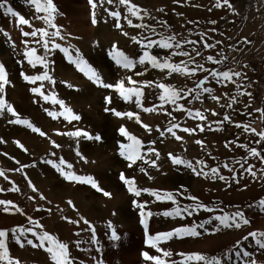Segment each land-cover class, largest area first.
<instances>
[{"label":"rangeland","instance_id":"obj_1","mask_svg":"<svg viewBox=\"0 0 264 264\" xmlns=\"http://www.w3.org/2000/svg\"><path fill=\"white\" fill-rule=\"evenodd\" d=\"M94 2L95 9L89 4V0H53L57 9L54 22L60 27L61 35L65 37L64 40L55 38L54 42L62 47L71 46L73 56L75 51L72 50L78 49L83 59L100 75L104 83L116 84L131 76L139 82H162L186 92L209 75V72L198 71L191 78L179 73L167 76L166 70L162 73L149 65H137L132 71H127L118 66L109 53L115 46L116 50L129 58L137 59L141 54L140 45L135 43L132 37L137 39L151 37L155 40L160 36H175L181 42L197 41L195 45L185 44L182 49L195 57V63L190 64V67H195L198 63L208 70L239 72L241 77H233L235 83H217L209 76V82L205 86L213 89L212 95L220 97L219 102L208 94H204L199 100L189 96L188 99L179 101L186 109L202 111L207 120L201 121L189 118L185 111H176L171 105L164 106L166 111L144 112L137 108L134 102H125L119 98L114 90L94 84L74 64L69 63L63 52L56 49L47 54L50 61L48 71L55 83L44 81L42 91L45 95L55 96L56 99L63 101L64 105L80 119L69 122L64 116H59L54 120L47 115L45 109L55 112L63 109L59 104H53L50 100L45 102L30 91L32 87H38L40 81L33 85L21 76L22 71L30 76L44 71L39 65L32 68L27 64L23 55L25 51L23 41H29V47L35 48L37 55L44 56L45 52L40 44L34 42V38L24 37L22 32H31L33 28L40 29L45 25L36 19L34 6L28 0H7V5L11 6L18 16L27 19L33 28L19 25L17 17L4 16L3 10H0V64L4 65L10 81L5 86L4 93L0 95H3L21 118L28 119L46 133V137H41L22 125L9 123L8 121L15 117L6 111L0 115V139L5 141L0 143V170L5 174L0 176V189L3 190L0 191V201L12 202L0 205V230H9L8 256L14 262L19 261V264H54L44 248H34L26 243L24 247H20L11 239L12 228L33 227L29 222L31 217L33 221H38L43 226L36 228V231H46L56 240L68 245L73 264H154L153 261L145 260L142 253L160 257L166 264L183 261L184 257L178 254H203L207 257L220 258L222 264H239L234 255L231 261L225 259L226 255H232L236 250L238 241L251 254L249 258L251 261L264 264V249L256 246L251 236L248 240L243 239L252 232L264 233V205L260 204L264 200V160L261 159L264 157V141L256 143L260 140L258 135L251 131L246 133L243 128L235 127L236 124H243L255 129L256 133L264 131V115L257 111L264 110V0H228V4H225L224 0L214 2L158 0L155 3L151 0H130L131 4L139 6L142 20L131 17L126 12V6L119 5V0H114L112 4L107 3V0H103V3L102 0ZM218 2L220 7L216 6ZM105 9L120 12L121 29L115 27V18L109 16ZM196 10L200 11L199 16L192 13ZM145 11L147 15H144ZM214 11H218L217 14L214 15L212 13ZM93 12L97 20L95 24L92 22ZM125 15H129L134 25L144 24L149 27H130L123 19ZM213 21L215 23H212ZM152 28L155 29V33L151 31ZM205 43L214 44L215 47L205 50ZM193 48L202 55L196 56ZM171 51L154 47L152 54L166 57ZM209 55L217 61L222 60L223 63L208 62L206 58ZM188 60V56L172 57L173 63ZM140 72L143 75H136ZM125 83L126 86H130L126 80ZM237 84L240 85V92L250 95H237ZM159 91L155 86L144 88L143 107L159 106L160 102L157 99ZM232 96L237 97V103L227 107ZM105 97L112 98L111 104L106 103ZM105 108L122 113L132 112L139 116L142 124L149 125L152 131H146L142 124L137 123L136 116L132 119L127 116L116 117L111 112H106ZM167 112H171V116L167 115ZM213 112L217 115H213ZM225 115L230 117L229 121H224ZM169 122L178 123L182 127L196 128V131L189 135L177 130V134L183 137L181 141L175 140L170 134L160 137L156 131L157 126L165 129ZM198 124L205 130L200 131L197 128ZM121 126L141 140L143 144L141 152L151 147L160 153V159L157 160L159 170L142 160L128 167L129 161L119 155V146L124 144L125 150L132 152L136 145L127 137L120 135ZM77 130L87 132L91 136L99 135L101 140L58 134ZM196 140L202 141V144H196ZM14 141H19L26 151L18 147ZM50 141H55L60 147L54 148ZM153 141L154 144L151 143ZM237 145L256 149L260 156H252L244 147ZM77 151L87 162L80 159ZM53 152L55 156L50 155ZM169 153L194 165L197 160H203L208 166L204 169L209 173L208 177L198 176L182 165L173 166L168 159ZM61 157L73 165L71 170L75 174L91 176L103 191L113 193L118 204L114 206L111 196H104L103 192L96 191L89 184L65 180L54 168L43 163L48 159L59 162ZM149 158L155 159V156L151 155ZM117 162H121V165L116 164ZM225 164L233 171H228V168L224 167ZM249 166H252L255 176L244 170ZM213 167L218 168L219 175L225 179L221 180L219 176L213 178V174L209 172ZM141 168H144L147 174L142 172ZM15 169L22 171H14ZM64 170L68 171L66 167ZM197 170L199 171V166ZM164 172L165 177H162ZM169 172L170 176H166ZM120 173H124L126 178L133 179L137 188L157 191L162 198L157 199L147 192H141L139 197L133 196L120 181ZM25 176L35 186L37 192L32 191ZM13 186L19 190L10 191ZM164 193H172L177 203L167 200ZM41 194L46 199H40ZM187 197L197 199L194 201ZM134 199L137 203L145 205L143 211L149 237L178 228L191 227L214 215L237 211L242 212L249 223L242 224L239 229L231 227L215 231L214 226L219 222L213 221L212 224L205 225L207 231L198 228L197 231L201 234L197 237L174 236L166 241L156 242V247H151L149 245L153 241L149 240L146 244L145 228L140 223L141 209L134 207L132 203ZM69 201L72 202L71 206ZM198 204L215 211L201 209L191 216L183 213V218L162 215L163 212L171 211L178 206L180 208L190 206L191 210ZM17 208L20 209L19 212ZM121 208L123 215L121 212L118 213ZM81 218L89 221L94 227L97 245L91 243L92 231H85L88 225L84 224ZM69 220L79 223H70ZM109 222L119 236L116 241L109 239L112 232L108 227ZM63 224L66 226L72 224L75 227H72L68 234L67 230L63 229ZM58 230L61 235L58 234ZM77 232L80 233L79 236L75 234ZM28 238L39 243L30 233ZM76 241H82L79 247ZM97 247L100 251H96ZM157 248L172 255L163 257ZM0 264L6 262L0 261ZM187 264L203 262L188 261Z\"/></svg>","mask_w":264,"mask_h":264},{"label":"snow or ice","instance_id":"obj_2","mask_svg":"<svg viewBox=\"0 0 264 264\" xmlns=\"http://www.w3.org/2000/svg\"><path fill=\"white\" fill-rule=\"evenodd\" d=\"M28 2L34 6V12L37 14L36 19L41 20L43 24L45 25L44 28L35 29L33 28V25L25 18L18 16V14L13 10L11 6L7 5V0H0V10H3L4 16L11 15L12 17H17V23L19 25H25L29 28H33L31 32L23 31L22 35L24 37H32L34 38V42L37 44H40L42 48L44 49L45 55L39 56L37 55V51L35 48L29 47V41L25 40L23 43L25 44V51L23 53L27 64L31 66L32 68H36L38 65L44 69V71L40 74L36 75H27L25 72H21L22 78L30 83L35 85L38 81H40V85L38 87H32L30 88V91L37 96H40L42 99L45 100V102H48L49 100L53 104H59L61 109L63 111L55 112L50 111L48 109H45L47 112V115L51 117L52 119H57L59 116H64L66 120L69 122L73 120H79L80 117L78 115H75L70 108H67L64 105L63 101H60L55 98V96H49L45 95L44 91L42 89L44 88V81H47L49 83H55L53 77L49 74L48 66L50 61L47 58V54L51 51H54L56 49H59L61 52L64 53L65 57L69 61V63H72L76 66V68L85 74L87 78L92 81L94 84L112 89L115 91V93L118 94L119 98L124 100L125 102H134L137 108H141L144 112H156V111H166L164 109L165 105H171L174 110L176 111H185L189 118L198 119L201 121L207 120V117L204 115V113L200 110H191L186 109L183 104H180L179 101L183 99H188L189 96H191L195 100H199L204 94L211 95V98L213 100H216L219 102L220 97L212 95L213 89L210 87H206L205 84L209 82V76L212 80H215L217 83H235L233 80V77H241V73L234 72L232 70L227 71H219L217 69L208 70L203 67V65L196 63L195 67H190V64L195 63V57L191 56L189 52L183 51V47L185 44H193L195 45L197 41H190V40H184V41H178L175 36H160L159 39H152L151 37H142L141 39H137L136 37H132V40L140 45V51L141 54L137 59H132L126 56L123 52L116 50L115 46H113V50L109 53V55L112 57L113 60H115L116 64L120 66L121 68L132 71L137 65H149L153 69H157L161 71L162 73L167 71V76H171L173 73H179L180 75L187 76L191 78L192 76H195L198 71H204L209 72L208 76H205L203 80H199L194 88H189L185 92L183 89H176L172 87L171 85H166L162 82H153V81H144L139 82L134 80L131 76L126 77L125 80L127 82L126 86L125 80H121L117 82L116 84H106L101 79L100 75L90 66L88 63L83 59V57L80 55L78 49H74L72 51H75V56L72 55V52L70 51V47H62L59 43H55V38H59L61 40H64L65 37L61 35V29L59 26L55 24V13L57 11L53 0H28ZM114 0H107V3L112 4ZM103 3V0H102ZM225 4H228V0H224ZM89 4L92 6L93 9L96 7V3L94 0H89ZM119 5L126 6V12L133 18H136L138 20H142L143 16L140 15V9L139 6L131 4L130 0H119ZM217 7H220V3L218 2ZM230 6V5H229ZM231 7V6H230ZM105 11H108V9H105ZM43 13V15H40ZM109 16L115 18V27L117 29H121L122 25L120 23L121 14L119 11H108ZM129 15H125L123 17L124 20L127 21L128 26L130 27H144L148 28V25L144 24H133L132 19L129 18ZM144 15H147V12H144ZM93 24L97 23V20L95 18V13L93 12ZM212 23H215L213 21ZM47 29H53V31H48ZM151 31L155 33V29L152 28ZM127 35V33H125ZM154 47H158L160 49H171L172 51L170 54L166 57H157L156 55L152 54V49ZM214 44H204L205 50L214 48ZM193 52L196 53V56L202 55L201 52L197 51L195 48L192 49ZM173 56H188V61H181L180 63H173L172 57ZM206 60L208 62L217 64V63H223V61H217L213 56L209 55ZM136 75H143L142 72L136 73ZM10 81L7 78V72L3 64H0V94L4 93L5 86L8 85ZM69 87H72V85H68ZM155 86L158 88L159 94L157 95V99L159 100V106H153L151 108H145L143 107V97L144 92L143 89L146 87H153ZM240 85L237 84V95H245L248 93H243L239 91ZM250 95V94H248ZM134 98V100H133ZM230 102L227 107H231L232 104L237 103V97L232 96L229 98ZM105 101L107 104H111L112 98L111 97H105ZM191 103V101H189ZM5 111L12 117H15V119H10L8 122L11 124H18L26 127L27 129L31 130L33 133L40 135L41 137H46V133L43 132L39 127L35 126L32 122H30L28 119L21 118L18 113L14 110V108L6 102L3 95H0V115H3ZM106 112H111L116 117H124L127 116L129 119H132L134 116H136V122L142 124V122L139 119V116L132 113H122L119 111H116L112 108H105ZM261 111L262 115H264V110H257ZM213 115H217V113L213 112ZM167 115L171 116V112H167ZM174 119V117H173ZM230 117L225 115L224 121H229ZM142 127L145 128L146 131L151 132L152 129L149 125L142 124ZM235 127L237 128H243L244 132L251 131L252 133L258 135L260 137V140L256 141V143H259L260 141H264V131L260 133H256L255 129H250L248 125L243 124H236ZM197 128H199L200 131H204V127L200 124L197 125ZM177 130L182 131L184 133H187L189 135H192L195 133L196 128H188V127H182L178 123L169 122L168 126L165 129H161L159 126H157L156 131L159 133L160 137H164L166 134H170L171 137H173L177 141L183 140V137L179 136L177 134ZM119 133L121 136L127 137L128 140L132 141L136 145V149L132 152H128L125 150L126 146L124 144H120V152L119 155L123 157L125 160L129 161L128 167H132L133 164H135L138 160H142L145 164L149 165L150 167H155L157 170H159V165L157 164V160L160 159V153L158 151H155V149L149 147L146 151L141 152L140 149L143 148V144L141 140L136 138L135 136L129 134L124 126H121L119 128ZM62 135H68L70 137H83L89 140H95L100 141L101 137L99 135L91 136L87 132H82L80 130H77L75 132H67V133H58ZM2 139H0V143H4ZM14 143L17 144L18 147H20L22 150L24 149V146L20 144L19 141H14ZM52 146L54 148H59L60 145L56 144L55 141H50ZM155 143V141L151 142ZM196 144H202V141L196 140ZM227 146V145H226ZM237 147H244L247 151H249L250 155L252 156H260V153L257 152L256 149H249L246 145H237ZM51 156H55V152L50 154ZM77 155L80 156V159L85 160V157H83L79 151H77ZM151 155L155 156V159H150L149 157ZM168 159L171 161V164L173 166L182 165L186 168H189L193 171L196 175H204L205 178L208 177V172H205L204 169L208 166L203 160H197L195 162V165L186 160L182 159L180 157L174 156L172 153L168 154ZM262 160H264V157H261ZM43 163L50 165L52 168L56 170L65 180H68L70 182H77L81 184H89L92 188H94L98 192H103V195L106 197H110L111 194L109 192L103 191L97 182L91 177V176H80L75 174L74 171L71 169L73 168V165L70 163H67L62 157L59 158V162H56L53 159L44 160ZM239 163V161H237ZM34 166V165H33ZM197 166H199V171L197 170ZM27 167V166H23ZM65 167L68 169V171H65ZM225 168H228V166L225 164ZM243 168V165H241ZM246 172L251 174L252 176H255L256 173L253 171L252 166H249L247 169H244ZM14 171H22V169H15ZM142 172H145L144 168H141ZM228 171H233V169L228 168ZM209 172L213 174V178L216 176H219V179L223 180L225 179L222 175H219V169L218 168H210ZM145 174H147L145 172ZM4 171L0 170V176H4ZM235 176V173H234ZM7 179V177H5ZM151 179V177H149ZM25 179L28 180L27 176H25ZM120 181L126 186L128 193L132 194L135 197H139L141 195V192H147L150 195L156 196L157 199H161V194L157 191L149 190V189H139L136 187L135 182L133 179L126 178L124 173H120L119 176ZM29 187L32 189L33 192H37L38 190L35 188V186L31 183L30 180H28ZM14 185V182H13ZM10 191H18L19 189L15 186L9 189ZM0 191H3L0 189ZM164 197L167 198V200L172 201L174 204L177 203L172 193H164ZM182 195V194H181ZM29 199H34V197H29ZM40 199H46L42 194L40 195ZM187 199L196 200V197H187ZM10 201H0V205H7L11 204ZM69 205H72V202H68ZM134 207L141 209V220L140 223L145 228V236H146V244L149 240L153 241L149 246L156 247V242L160 241H166L168 239H171L172 237L182 238L183 236H191V237H197L201 233L197 231V229H204L205 225L212 224L213 221H218L219 223L214 226L215 231H220L221 228H231L235 227L239 229L241 225H247L249 221L244 217V214L240 211L228 214L224 213L222 215H214L209 217L208 219L202 221L199 224H194L191 227H183L175 229L171 232L167 233H160L157 234L154 237L148 236L147 231V224L144 219L145 213L143 211L145 205L139 204L134 199L132 201ZM261 205H264V200L260 202ZM74 207V206H73ZM203 209L204 211L208 212H214V209L207 208V206H204L202 204H198L195 208H191L190 206H185L184 208H180L179 206L172 209L171 211H165L162 213L164 216H180L183 218V213H187V215L191 216L193 213H198L199 210ZM18 212L20 211L19 208L16 209ZM7 211V208L5 209ZM148 215H151V213H148ZM63 219H68L66 217H62ZM83 223L88 225L87 230L92 231L91 236V243L93 245H97L98 241L95 235V229L90 224L89 221L86 219H83ZM29 222L33 224L32 228H24L22 226H17L11 229L10 235L11 239L15 241L16 244H18L20 247H24L25 243L27 245H30L34 248H44L45 251H47L50 254L51 260L54 262V264H73L72 259L69 255V247L66 243H62L58 240H56L52 235L47 233L46 231L38 232L35 229L36 228H42L43 226L39 224L38 221H33L31 217H29ZM70 223H79V221H71ZM108 227L112 229L111 235L109 236V239L111 241H116L119 239V236L117 235L116 231L114 230L111 222L108 223ZM31 234L32 237H35L36 240L39 241V243H35L33 239L28 238V234ZM76 235H80L79 232L75 233ZM249 236H251L255 242V245L258 246L261 249H264V233H256L252 232L249 233L248 236L243 237L244 240H248ZM9 238V230H0V261L6 262V264H19V261H13L12 258L8 256V248H7V241ZM47 243V246H45ZM77 247L82 243V241H76ZM235 249L232 253V255H226L225 259L231 261L233 258V255L235 256V260L239 262V264H256L255 261H251L250 253L244 249L240 242H237V245L235 246ZM96 251H100L99 247L96 248ZM158 252H162L163 257H169L172 254L168 251H163L159 248H157ZM184 257V260L181 262L172 261V264H187L188 261H195V262H203V264H222V260L218 257H207L203 254H178ZM142 256L145 260L153 261L154 264H166L165 260L161 259L160 257H153L150 256L148 253H142ZM241 257L246 259H241Z\"/></svg>","mask_w":264,"mask_h":264},{"label":"bare ground","instance_id":"obj_3","mask_svg":"<svg viewBox=\"0 0 264 264\" xmlns=\"http://www.w3.org/2000/svg\"><path fill=\"white\" fill-rule=\"evenodd\" d=\"M204 1H205V0H204ZM210 1L214 2V0H210ZM151 2H152V3H155V2H158V0H151ZM193 3H194V2H193ZM199 3H200V5H202L201 2H199ZM217 10H218V9H217ZM190 11H191V10H190ZM199 12H200L199 10L192 11L193 14L196 13L197 15L199 14ZM217 12H218V11H216V12L214 11V12H212V13L215 15V14H217ZM186 13H187V12H186ZM188 13H189V12H188ZM192 13H191V14H192ZM166 14H167V13H166ZM166 14H165V15H166ZM200 14H201V13H200ZM200 14H199V15H200ZM203 14H204V13H203ZM199 15H198V16H199ZM167 16H169V15L167 14ZM167 16H166V17H167ZM191 16H192V15H191ZM171 17H172V15H171ZM173 17H174V16H173ZM179 17H180V16H179ZM182 17H183V16H182ZM208 52H209V51H208ZM116 164L121 165V162H117ZM164 171H165V170H164ZM170 174H171V173L169 172L166 176H170ZM162 177H165V172H164V174H163ZM106 187H107L108 189H110L109 186H106ZM113 195H114V194L111 193V198H112L113 204H114V206H116V205L118 204V202L116 201L115 197H113ZM115 196H116V195H115ZM119 210H120V211H118V213L121 212V215H123V213H122V210H123V209L121 208V209H119ZM76 226H77V225H76ZM67 227H68V228H67ZM72 227H75V226L72 225V224H71L70 226H66V225L63 224V229H64L65 231L67 230L68 234L71 232ZM77 227H78V226H77ZM79 227H80V225H79ZM66 228H67V229H66ZM54 229H55V227H54ZM137 230H138V229H137ZM67 232H66V233H67ZM58 234H60L59 230H58ZM60 235H61V234H60ZM97 261H98V260H97ZM87 262H88V261H87Z\"/></svg>","mask_w":264,"mask_h":264}]
</instances>
